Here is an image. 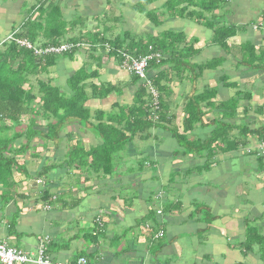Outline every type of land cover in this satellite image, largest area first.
Instances as JSON below:
<instances>
[{
    "label": "crops",
    "instance_id": "0c3cea01",
    "mask_svg": "<svg viewBox=\"0 0 264 264\" xmlns=\"http://www.w3.org/2000/svg\"><path fill=\"white\" fill-rule=\"evenodd\" d=\"M108 1L115 4L106 6ZM172 1L0 0L1 49L8 37L17 30L21 32L23 26L32 27L38 44L70 43L83 35L86 47L77 50L72 58H60L53 79L56 85L63 86L80 67L87 72L97 67L95 77L86 81L87 93L92 85L107 84L112 89L103 97L88 98L85 106L93 115L101 112L107 118L119 107L131 105L141 82L107 54L96 60L86 43L90 30L83 31V25L92 22L94 29L90 33L104 31V37H117L125 44L130 41L144 45L152 38L157 42L164 40L170 46L169 51H165L157 69L149 67V75L157 82L163 99L170 102L168 113L174 115L171 124L179 128L180 122L182 128L183 109L189 100L196 98L204 116L191 136L205 139L217 126H222L228 132L224 140L231 146L229 151L216 153L210 160V168L202 170L198 167L202 159L190 156L173 159L172 151L178 146L173 144L174 136L169 128L154 127L149 139L135 136L127 143L115 174L81 183L84 190L79 189L77 196L70 193L67 196L61 188L55 190L58 184L53 183L57 201L46 205L36 202L41 189L39 180L34 177L32 187L28 188L25 176L13 167L11 177L21 187L13 192L6 187L8 182H0V244L11 241L14 245L9 247L32 256L43 245L45 255L54 262L70 263L76 260L79 248H83L89 254L85 258L95 264H264L258 251L240 261L237 249V244L245 240L249 221V232L264 236V158L257 150L264 140V25L255 28L264 18V0H219L217 11L203 13L204 17L197 12L198 5L178 14L181 5L176 9ZM39 5L40 9L47 7L46 19L48 8H56L54 16L61 28L58 36L55 29L47 32ZM105 8L113 15L102 26L96 21ZM150 12L155 22L148 18ZM75 18L81 20L77 27L72 24ZM211 25L229 27L231 34L223 42L215 43ZM28 29L21 32L25 38ZM51 36H55L53 40H49ZM173 38L179 39L174 49L170 42ZM188 66L187 73L196 78L191 87L182 83L180 75ZM168 87H172L171 93ZM86 129L71 123L60 134L62 139L36 151L41 158L31 160L27 155L24 159L19 154L15 159L27 165L34 163V170L45 163H60L65 158L66 144L72 146L73 139L70 143L63 139L68 133L73 132L78 142L81 139L85 149L101 143L95 133ZM3 141L0 137V146ZM19 145L20 141L14 144L15 148ZM147 157L155 162L154 171L139 169L137 163L141 160L145 165ZM172 168L180 171L176 177L177 189L183 193L179 198L180 212L165 211L170 208L167 200L173 197L161 192ZM51 173L58 177L60 170ZM153 176L158 183L154 184ZM156 191L161 196L153 198L150 194ZM208 212L209 222L203 223V215ZM97 216L105 229L100 237L94 238L93 223ZM146 225H150L151 231L145 232ZM158 232H162L160 237ZM150 234L157 239H149ZM154 245L155 249H148Z\"/></svg>",
    "mask_w": 264,
    "mask_h": 264
},
{
    "label": "trees",
    "instance_id": "16d2710c",
    "mask_svg": "<svg viewBox=\"0 0 264 264\" xmlns=\"http://www.w3.org/2000/svg\"><path fill=\"white\" fill-rule=\"evenodd\" d=\"M172 2L175 3L176 9L181 5L178 14L181 13L182 9L198 5L197 12L202 17H204L203 13L209 14L212 11H217L219 4V0H198V2H193L192 0H173ZM187 3L188 5H186ZM40 5L38 6L39 10ZM44 12L41 11L39 14L43 15L41 21L47 24L45 27L47 32H53L55 29L58 36L61 28L58 27L60 22L54 16L56 8H48L47 19L44 17L46 15ZM148 18L155 22L153 13L150 12ZM27 29L28 27L23 26L21 32H26ZM30 29H28L27 38L23 37V33L19 30L15 31L11 38L1 45L2 49L0 50V126L3 127V130L15 128V125L20 124L23 117H25L27 125L26 132H16L12 137L3 141V144L0 146V182L10 180L13 167L21 169L20 164L25 161L18 163L15 156L25 152L28 144L32 142V137L37 136L40 139H38L37 144L43 148L50 143L53 145L55 141L62 139L60 134L71 123H76L82 128H87V130L95 133L101 139V143L86 149L82 144H75V142L72 146L66 144L67 150L62 162L55 164L45 163L40 167L35 166L37 167L34 174L35 179L39 180V185L41 186L36 202L45 203V205L53 200L56 202L57 192L55 190H59L60 188L64 189L63 192L67 196H71L70 194L77 196L79 189L84 190L82 186L80 187L81 183L83 184L90 179H94V177L100 179L115 174L116 166L121 160L120 153L126 147V144L132 141L135 136H138L142 140H147L149 138L148 130L151 127L169 128L172 136L181 138V144L172 151V158L174 159L175 156H179L180 158L190 156L193 159H202L203 161L198 165L202 170L210 168L211 159L216 156V153L231 149L227 140H224L227 138V130L225 127L222 128V126L221 128L217 126L205 139L191 136L192 130L197 126L196 124L201 123V119L204 116V112L199 108V101L196 98L189 100L188 106L186 104L183 109L182 128L179 129L177 125L171 124L174 115L168 113L170 102L168 99H163L157 88L158 84L153 78L152 82L157 91V105L154 104L155 101H153L151 93L141 85L131 105L119 107L114 114L107 116V118L101 112L93 115L85 106L88 98L92 95L103 97L112 89L107 84H100L98 87L92 85L90 92L87 93L86 88L89 85L86 81L89 78L95 77L97 67L89 72L86 71L85 67H80L65 80L63 86H61L62 84L60 86L56 85L54 79L49 76L50 69L55 67L60 58H72L74 51L76 52L78 48L73 47L59 54L38 56L33 51L34 48L43 49L64 43L51 41L38 44L36 41L37 34L32 33V27ZM209 29L212 31V41L215 43L223 42L231 34L229 27L218 28L211 25ZM103 33L104 31L92 33L89 31V35L92 34V36L86 35L88 41L86 43L96 60L100 59L102 54H107L115 58L120 64L123 60L121 52H125L131 59H136L139 55L147 53V45H151L154 50H159L162 54L165 53V48H167V51L170 48L169 44L164 42V40L157 42L152 38L145 42L144 45H134L130 41L128 44H125L124 40L120 41L117 37L113 39L106 38ZM53 37L55 36L49 37V40H53ZM82 37L83 35L81 34L77 38L78 40L71 41L70 43L73 45L78 43L82 48L86 47ZM178 41V38L170 40L173 49L176 43L178 44ZM22 42H26L31 48H27ZM162 54L160 64L163 60ZM149 66L152 69L159 67L154 62L150 63ZM131 76L135 80L137 79L134 75ZM90 116L94 118L93 121H90ZM39 120H44L45 124L40 125ZM6 122H9L10 125L5 126ZM23 139H25L24 143H22ZM63 139L66 140V143H70L72 140L71 134H66ZM19 141L22 145L15 148L14 144ZM7 144L9 146L12 145V149L9 151L6 150ZM260 147L261 145L258 146L257 150ZM3 151L10 153L9 156L11 157L6 158L3 155ZM258 155L264 158V154ZM30 157L32 158L31 160L41 158L37 152L34 155L31 154ZM208 161L210 162L208 163ZM137 164H139L138 166L141 170H146L147 168L151 171L155 170V162L148 157L145 165H143V161L141 160ZM58 169L60 173L57 177L56 175L58 174L51 173V171ZM130 170L128 171L130 172ZM177 171L175 168L171 169L166 185L161 189V192H166L173 197L172 200H167V205L170 208L165 211L180 212L182 210L179 200L180 196L177 198L175 195L177 187L174 188L176 177L180 172ZM51 174L53 177H51ZM53 183L58 184L55 190L52 188L54 187L52 186ZM177 192H180V190ZM160 194V191H156L150 195H153V198H157L161 196ZM81 200H83V197L78 198V201ZM99 218L101 217L97 216L94 218L92 231L94 238L102 235L105 229L104 222ZM154 224L157 225L156 222ZM149 229L150 225H146L145 232ZM154 234H150L148 238L151 240L157 239ZM116 236L118 237V235H114L115 239ZM248 243H253V245H249ZM237 249L241 255L240 261L255 251H258L260 258L264 260V236L259 235L257 232L251 233L246 231L245 240L237 244ZM80 252L77 251L75 258L86 257ZM74 262L75 259H72L70 263H67L74 264Z\"/></svg>",
    "mask_w": 264,
    "mask_h": 264
},
{
    "label": "rangeland",
    "instance_id": "374dc122",
    "mask_svg": "<svg viewBox=\"0 0 264 264\" xmlns=\"http://www.w3.org/2000/svg\"><path fill=\"white\" fill-rule=\"evenodd\" d=\"M120 1V0H119ZM193 2H196L195 0H192ZM142 3V2H141ZM140 3V4H141ZM112 4H115L114 2H112V1H108L107 3H106V6H112ZM186 5H188V3L186 4ZM144 7H146L145 5H144ZM46 6L45 7H43V9H40L39 10V12H43V11H45L46 10ZM45 9V10H44ZM104 11V12H103ZM102 12H103V15H105V17L106 18H104L103 17V15H100V17L99 16H97L98 17V20L96 21L97 23H99L100 25H102V24H106L108 21H109V18L108 17H111L112 15H113V13L111 12V11H108L106 8L103 10ZM80 23H81V20L80 19H77V18H75L74 19V21H72V24H74L76 27L77 26H79L80 25ZM84 23V22H83ZM258 25V24H257ZM257 25H255V27L257 26ZM86 26V27H85ZM85 26L83 25V31H85V30H93L94 28H93V26H94V23H92V22H89L88 24L86 23L85 24ZM103 26V25H102ZM73 47H76V48H78V50L79 49H82V47L78 44V43H76V44H74L73 45ZM88 47V46H87ZM165 48V47H164ZM0 50H1V48H0ZM165 51H167V48H165ZM74 53H75V51H74ZM122 53V52H121ZM190 68H189V66L187 67V68H185V69H183V71H181L180 72V75H181V78H182V83L184 84V85H186L187 87H191L192 85H194V83H195V81H196V78H194V75L193 74H188L187 72L188 71H190L189 70ZM50 75L49 76H51L52 78L54 77H56L57 76V74H55L54 73V71H55V67H52L51 69H50ZM149 71H150V69H148V73H149ZM53 72V73H52ZM151 79H152V77H151ZM53 83H54V81H53ZM232 87V86H231ZM167 89V91L168 92H170L171 93V90H172V87H168V88H166ZM181 89H183V87H181ZM248 90V89H247ZM230 91V93H232V90H229ZM160 94H161V92H160ZM161 96H162V94H161ZM179 99H182V98H179ZM175 103V102H174ZM171 105H173V102H172V104ZM187 106H188V104H187ZM94 120V118L92 117V116H90V121H93ZM39 124L41 125V124H45V121L44 120H39ZM178 125H179V129H181L180 128V122L179 123H177ZM1 125V124H0ZM5 126H9L10 125V123L9 122H6L5 124H4ZM3 125V126H4ZM72 125H73V123H72ZM26 119H25V117H23L22 119H21V122H20V124H18V125H15V128H6L5 130H3V127L2 126H0V137H2V138H4V141L7 139V138H10V137H12L16 132H21V133H23V132H26ZM43 126V125H42ZM152 128H154V127H151V128H149V130H148V132H149V138L151 137V132H150V130L152 129ZM9 129V130H8ZM87 130V129H86ZM71 134V138L73 139L72 140V145L74 144V142H75V144H83L82 142H81V139H79V142L77 141V136L73 133V132H71L70 133ZM227 134H228V132H227ZM148 138V139H149ZM38 137L37 136H35V137H32V142L31 143H29L28 144V148L25 150V152L24 153H21L20 155H22L23 157H24V159H25V156H31V154L32 155H34V154H36V151H41V146H39L37 143H35L36 141H38ZM174 142H173V144H177V145H180L181 144V138H178V137H176V136H174ZM40 140V139H39ZM25 142V139H23L22 140V143H24ZM35 143V144H34ZM129 143V142H128ZM32 144H34L35 146L33 147V145ZM163 144H165L164 142H163ZM24 145V144H23ZM126 146H127V144H126ZM70 148V147H69ZM12 149V145H10L9 146V144H7V148H6V150H11ZM4 153H3V155L5 156V157H8L9 156V153L7 152V151H3ZM20 159V158H19ZM3 168V167H2ZM20 168L21 169H19L18 170V174L19 173H22L21 175H24L25 176V180H26V182L28 183L29 182V186H28V188L29 187H32L31 186V182L32 181H34L33 180V178L35 177V173H34V163H32V162H30L28 165H27V163H24V164H20ZM3 171H4V168H3ZM32 171V172H31ZM3 175V174H2ZM24 178V177H23ZM153 178V181H155L154 182V184H156V183H158V178L157 177H152ZM180 181V180H179ZM6 182H8L7 183V185H6V183L4 184V185H6V187H8L9 186V188L8 189H10V190H12L13 192H18L19 190H20V187H21V183H17L16 181H15V179L14 178H12V177H10V180L8 181H6ZM180 184L182 183L181 181L179 182ZM174 187H177V185H175ZM29 190H31V189H29ZM179 189H177V191H178ZM177 191H175L176 193H175V195L177 196V198L179 197V196H182L183 195V193H181V192H177ZM6 192L7 193H11V191H7L6 190ZM186 194V193H185ZM130 196H131V193H130ZM6 198H7V196H5L4 195V201H7L6 200ZM204 216V220H202V222L203 223H205V222H209V220H208V218L209 217H211V213L210 212H208L207 214H204L203 215ZM230 220H232V218H230ZM238 222V221H237ZM250 222V221H249ZM249 222H247V224H246V229L249 231L250 229H251V225H250V223ZM159 233V232H158ZM7 246H12V245H14L13 244V242H11V241H5L4 242ZM106 243L107 242H105V245H106ZM109 243V242H108ZM118 242H116V244H117ZM249 245H253V243H248ZM147 246V245H146ZM155 246H157V245H154L152 248L151 247H148V249L149 250H153V249H155ZM151 248V249H150ZM79 251H81L82 253H84V255L88 258L89 257V254L85 251V249H83V248H79ZM89 260V259H88ZM91 262V261H90ZM91 264H95V263H93V262H91Z\"/></svg>",
    "mask_w": 264,
    "mask_h": 264
},
{
    "label": "built area",
    "instance_id": "2783aa9c",
    "mask_svg": "<svg viewBox=\"0 0 264 264\" xmlns=\"http://www.w3.org/2000/svg\"><path fill=\"white\" fill-rule=\"evenodd\" d=\"M264 25V18L258 23V26ZM255 27V28H256ZM10 36L8 37V39ZM27 48H31L26 42H22ZM73 48V44L64 43L58 46H50L45 48H34V52L38 56L48 55V54H59L64 51H68ZM147 53L139 55L136 59H131L128 55L121 53L123 60L120 66L127 73L134 75L141 85L144 86L149 93H151L154 104L157 105L156 97L157 91L154 88L151 76L148 73L149 64L154 62L158 64L161 60V52L159 50H154L151 45L146 47ZM260 152L264 154V142L260 144ZM0 264H69L67 262H52L49 257L45 255L44 246L41 245L37 248L35 255L28 254L21 250H17L14 247H8L5 244H0ZM74 264H88L83 258L76 260Z\"/></svg>",
    "mask_w": 264,
    "mask_h": 264
},
{
    "label": "clouds",
    "instance_id": "9594fccd",
    "mask_svg": "<svg viewBox=\"0 0 264 264\" xmlns=\"http://www.w3.org/2000/svg\"><path fill=\"white\" fill-rule=\"evenodd\" d=\"M161 53H162V52H161ZM43 56H44V55H43ZM162 56H163V54H162ZM160 61H161V60H160ZM158 64H160V62H159ZM158 64H156V65H158ZM263 142H264V140H263L262 142H260V144L263 143ZM259 150H260V148H259ZM259 154H262V153L260 152ZM161 234H162V232H159V233L157 234V236L160 237ZM157 236H156V237H157ZM5 245H6V244H5ZM8 247H9V246H8ZM79 258H82V257H78L77 259H79ZM77 259H76V260H77ZM83 259L86 261V263L91 264L86 258L83 257ZM76 260H75V262H76ZM75 262H74V263H75Z\"/></svg>",
    "mask_w": 264,
    "mask_h": 264
}]
</instances>
